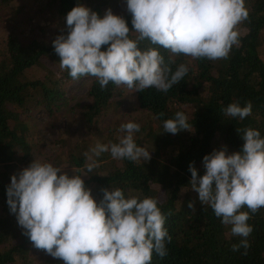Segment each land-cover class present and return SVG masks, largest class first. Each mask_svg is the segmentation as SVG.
Here are the masks:
<instances>
[{
  "label": "trees",
  "instance_id": "obj_1",
  "mask_svg": "<svg viewBox=\"0 0 264 264\" xmlns=\"http://www.w3.org/2000/svg\"><path fill=\"white\" fill-rule=\"evenodd\" d=\"M78 2L101 17L111 8L132 29L126 2L120 0H0V264H63L33 247L7 204L11 177L34 159L64 165L68 170L62 171L69 176L82 175L97 202L103 198L101 189L111 187L122 189L126 198L157 199L172 240L166 242L168 255L161 259L153 253L151 264H264V208L248 221L254 230L247 255L243 248L233 252L232 245L240 238L231 235V226L222 224L210 207L200 204L188 170L194 162L198 174L204 175L203 157L222 146H227L228 154L239 152L243 141L236 129L252 128L264 137V0H245L249 17L239 25V46H233L226 60H193L160 49L166 63L171 59L173 72L182 63L189 72L166 93L155 88L132 90L141 119L134 139L138 146L151 147L150 161L115 160L103 153L93 158L99 166L90 173L85 165L91 161L83 154L96 143H117L122 135L119 126L137 121L116 112L126 87L110 82L102 90L95 78L81 77L88 80L84 99L72 107L78 106L76 116L88 137L83 133L70 142L60 133L51 140L55 149L45 151L33 141L31 125L41 111L49 119L48 127L55 126L57 110L69 103L67 88L77 80L60 69L52 41L66 34L61 32L66 29L64 18ZM135 35L130 32V38ZM140 46L151 45L143 41ZM248 101L252 114L243 120L222 111L231 103L243 107ZM178 111L188 117L192 131L163 132V121ZM161 112L165 115L154 119ZM106 116L109 121L103 123ZM190 201L195 202L194 210L188 207Z\"/></svg>",
  "mask_w": 264,
  "mask_h": 264
},
{
  "label": "clouds",
  "instance_id": "obj_2",
  "mask_svg": "<svg viewBox=\"0 0 264 264\" xmlns=\"http://www.w3.org/2000/svg\"><path fill=\"white\" fill-rule=\"evenodd\" d=\"M126 10L131 30L111 8L101 17L78 2L64 18L66 29L61 32L66 34L52 41L60 69L73 80L95 78L102 90L111 82L135 92L155 88L166 93L183 80L189 67L182 63L173 72L171 59L166 63L160 49L193 60H226L233 46H239V25L249 17L245 0H126ZM143 41L151 46L142 48ZM252 108L251 101L243 107L235 102L222 111L243 120ZM192 128L181 111L163 121V132L173 135ZM236 130L242 149L228 154L222 146L205 155L202 176L190 163L189 184L200 204L210 207L222 224L231 226V235L240 238L231 250L243 248L247 255L254 230L248 221L264 208V137L252 128ZM140 131L138 123H122L117 143H96L83 154L91 161L85 165L87 172L99 166L93 158L103 153L115 160L150 161V152L134 139ZM62 170L34 159L11 177L7 187L10 213L33 247L63 264H151L153 253L161 259L168 255L166 242L172 237L157 199L126 198L122 189L111 187L101 189L103 198L97 202L82 175L69 176ZM188 207L194 210L195 202H188Z\"/></svg>",
  "mask_w": 264,
  "mask_h": 264
},
{
  "label": "rangeland",
  "instance_id": "obj_3",
  "mask_svg": "<svg viewBox=\"0 0 264 264\" xmlns=\"http://www.w3.org/2000/svg\"><path fill=\"white\" fill-rule=\"evenodd\" d=\"M126 2V0H120V4ZM53 27V25H52ZM2 32L0 33L1 37ZM262 42H264V31L262 34ZM28 75V74H27ZM88 84V80L86 78L74 81L70 87H68V96L69 103L67 105H62L60 109L57 111V118L55 126H49V119L45 117V113L39 111L35 114L34 119L31 121L33 135L32 139L35 143L40 144L42 149L45 151H50L52 148L50 144L51 140L54 139L58 134H63L68 137L70 142L75 141L80 138L83 133L87 136V133L84 131L81 120H79L76 116L77 107L83 102V92L85 90L86 85ZM119 100V106L116 112L119 115H127L128 117H133V119L137 120L135 123H140L141 119L139 116V111L136 107V103L133 100L132 90H125L121 95ZM73 104H77L78 106ZM72 107V108H71ZM109 117L106 116L103 119V123H108ZM60 128V129H58ZM38 130H42L40 135L38 134ZM61 130L60 132H58ZM56 135V136H55ZM88 137V136H87ZM94 143H96L95 138L92 139ZM150 153H152L151 147L148 145L143 146ZM63 170H68L66 166H61Z\"/></svg>",
  "mask_w": 264,
  "mask_h": 264
}]
</instances>
